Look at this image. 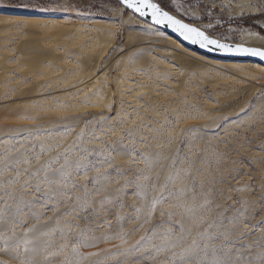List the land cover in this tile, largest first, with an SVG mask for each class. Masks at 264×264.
I'll list each match as a JSON object with an SVG mask.
<instances>
[{"label":"rangeland","instance_id":"rangeland-1","mask_svg":"<svg viewBox=\"0 0 264 264\" xmlns=\"http://www.w3.org/2000/svg\"><path fill=\"white\" fill-rule=\"evenodd\" d=\"M161 3L225 42L244 44L248 33L264 37V0ZM38 4L49 10H34ZM97 23L106 26L104 38ZM180 44L189 51L115 0H0V154L17 148L9 160H31L0 176V195L11 193L4 197L10 206L5 219L16 222V237L34 229L38 252L30 258L37 264H64L80 230L97 245L81 251L98 252L90 260L102 264H170L173 253L178 257L193 240L205 242L203 233L225 227L227 243L258 250L256 241L264 237V70L249 63L232 71L228 60ZM91 76H97L94 85L78 87ZM65 157L66 183L40 184L37 192L42 166L58 158L53 169H60ZM77 161L86 168L77 169ZM54 170L48 176L58 181ZM16 171L19 183L9 187ZM161 193L169 198L153 212ZM234 210L245 214L233 227ZM11 226L0 223V231ZM169 230L174 248L137 251L154 232L160 244ZM121 233L123 246L104 242ZM14 255L0 242V264H19Z\"/></svg>","mask_w":264,"mask_h":264},{"label":"snow or ice","instance_id":"snow-or-ice-1","mask_svg":"<svg viewBox=\"0 0 264 264\" xmlns=\"http://www.w3.org/2000/svg\"><path fill=\"white\" fill-rule=\"evenodd\" d=\"M120 3L125 6L127 9L133 11L135 14H138L139 17L149 18L152 25L161 26L163 28L171 29L172 32L177 33L185 41L190 42L193 45H198L202 49L208 51L219 50L228 55L234 56H245V57H255L261 61H264V48L258 47H249L243 45H230L228 43H221L219 39L212 38L210 35H207L204 30L200 28L191 26L189 23L184 22L182 19L176 18V16L170 14L169 11L165 10L164 6L161 3V0H120ZM29 7V5H25ZM59 10L67 11L66 8L58 6ZM34 10L38 11H47L48 8L42 5L34 6ZM56 10V9H52ZM177 12L180 11L179 7L175 9ZM248 35H255L254 33H248ZM227 39V37H224ZM264 39V37H261ZM247 115V113H245ZM251 118V117H249ZM71 129H68L70 131ZM191 132V130H189ZM194 135V132H191ZM83 133H81V138ZM23 145H21L22 147ZM17 148L6 149L4 153L0 154V176H3L5 172L13 171L14 165L18 166L19 164H31L30 159H24L23 161L17 159L11 161L8 159L9 156L15 151H18ZM43 151V149H42ZM85 153L88 152L87 149L84 150ZM39 156L36 157L39 160ZM86 159V157H81V160ZM146 163L150 162L147 157H145ZM57 161L49 162L48 164L42 166L44 172V177L42 180H38L36 191H41L39 187L40 184H45L51 186L53 183L65 184L66 178L71 175L67 169L70 167L68 158L65 157L64 164L61 165L60 169H53V164ZM86 165H82L80 161L76 162V168L80 169ZM55 171L59 177V180L50 179L48 176L49 171ZM27 172V169L24 170ZM22 173L19 171L15 172L17 179H10L6 181L7 185L10 187L14 183H19L18 177ZM38 173H33L35 177ZM147 179V177H145ZM27 184L28 181H25ZM0 187H3V184H0ZM75 187V185H73ZM142 187V186H140ZM140 195V193H137ZM5 196L11 197L10 192H4L3 195H0V223H10L12 225L8 231H0V242L3 243V250L7 251L9 249L15 253L13 256L14 259L19 260V264H37L34 257L38 248L36 246V241L30 236V233L34 229H27L22 237H16L15 230V221H6V214L10 210L8 201L4 198ZM87 190L85 188V201L82 205L83 208L88 207L87 202ZM168 196H165L161 193V196L158 199L153 200L152 202V211L154 212L157 204H162L168 200ZM79 200V198H77ZM137 213L140 212V209H136ZM238 211V210H234ZM246 211V209H245ZM245 211H238V215L228 219V224L233 227L240 222V217L244 216ZM72 226L69 225V228ZM78 227V226H76ZM217 227H224L223 222ZM183 229L181 228V231ZM261 231H264V226L260 227ZM58 231L63 234V229ZM11 233V235L8 234ZM45 235H48L45 233ZM231 232L225 227V230L222 232H217L215 234L205 232L202 234L203 243H199L196 240H193L192 244L185 248L178 257L173 253L174 259L170 264H264V237H261L260 240L256 241L258 250L253 252L251 245H245L243 249L236 248L235 243H227ZM161 240L160 244H156L154 241L157 239V234L154 232L151 239L147 241L146 244L141 245L137 248L138 252H146L152 250L155 253H159L166 249H171L175 247V244L171 243V230L168 233H165L162 236L158 237ZM90 237L86 234L84 230H80L77 236V242L71 245V256H65L64 264H102L99 261H91L90 257L99 256L98 252H83L81 249H87L89 247H97L95 243H89ZM95 239V237H91ZM112 240H120L121 246L127 243V236L124 233H121L117 236L105 237L104 242L110 243ZM220 240L221 243L217 246L216 241ZM67 250V246H62L60 253H64ZM60 253H53V255H59ZM209 253L211 255H209ZM248 253V255H245ZM45 260L49 259V256L45 254Z\"/></svg>","mask_w":264,"mask_h":264},{"label":"bare ground","instance_id":"bare-ground-1","mask_svg":"<svg viewBox=\"0 0 264 264\" xmlns=\"http://www.w3.org/2000/svg\"><path fill=\"white\" fill-rule=\"evenodd\" d=\"M249 12V10H248ZM247 12V13H248ZM38 19V18H37ZM26 21H28L27 19H25ZM30 21V20H29ZM35 21V20H33ZM28 24V22H27ZM33 24V23H32ZM97 33L101 36V37H105L107 34V29L106 26L104 24H95V28H94ZM159 32H161L162 34H164L166 36V40L169 41L172 44L178 45V46H182L180 44L179 41H177L175 38H173L172 36L164 33L162 30L159 29ZM132 37L135 38H139L140 34H131ZM143 36V35H142ZM243 41L244 44L242 45H246V46H250V47H258V48H264V39H261L260 36L258 35H244L243 37ZM240 44V43H239ZM183 47V46H182ZM184 48V47H183ZM184 50L189 51L187 49L184 48ZM193 58V57H192ZM86 63V62H85ZM227 65L232 69V71H239L242 70L243 68H245V65H249V63L253 64L255 68H257L258 70H264V67L261 66L258 63H254L251 61H245V60H228L226 61ZM97 82V76H91V77H86L84 80H82V82H80V84L78 85V87H87V86H92Z\"/></svg>","mask_w":264,"mask_h":264},{"label":"water","instance_id":"water-1","mask_svg":"<svg viewBox=\"0 0 264 264\" xmlns=\"http://www.w3.org/2000/svg\"><path fill=\"white\" fill-rule=\"evenodd\" d=\"M116 2H118L120 5H122L120 3V0H115ZM123 6V5H122ZM127 11L131 12L132 14H134L135 16H137L138 18H140L141 20L145 21L146 23L151 24V21L149 18H142V17H139L138 14H135L133 11L127 9L125 6H123ZM166 10V9H165ZM170 14H172L170 12ZM174 15V14H172ZM176 16V15H174ZM176 18H179L181 19L180 17L176 16ZM183 20V19H182ZM184 22H186L185 20H183ZM188 23V22H186ZM190 24V23H189ZM191 26H194V27H197L193 24H190ZM162 31H164L165 33L169 34L170 36H172L173 38H175L177 41H179L180 43H182L184 46H186L187 48L189 49H192L196 52H199L203 55H207V56H210V57H214V58H219V59H224V60H245V61H251V62H254V63H258L260 64L261 66L264 67V61H261L259 60L258 58H255V57H245V56H234V55H228V54H225L219 50H215V51H208L206 49H202L200 48L198 45H193L191 44L190 42L188 41H185L182 37H180L177 33H174L171 31V29H168V28H163L161 26H157V25H152ZM199 28V27H197ZM202 30V29H201ZM207 35H209L208 33H206ZM212 38H215L213 36H211ZM221 43H228L230 45H242V44H239V43H231V42H225V41H222L220 40ZM243 46H246V45H243ZM250 47V46H249Z\"/></svg>","mask_w":264,"mask_h":264}]
</instances>
